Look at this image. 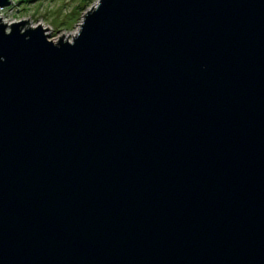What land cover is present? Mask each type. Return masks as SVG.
<instances>
[{
  "label": "water",
  "instance_id": "obj_1",
  "mask_svg": "<svg viewBox=\"0 0 264 264\" xmlns=\"http://www.w3.org/2000/svg\"><path fill=\"white\" fill-rule=\"evenodd\" d=\"M27 23L0 19V264H264V0Z\"/></svg>",
  "mask_w": 264,
  "mask_h": 264
},
{
  "label": "rangeland",
  "instance_id": "obj_2",
  "mask_svg": "<svg viewBox=\"0 0 264 264\" xmlns=\"http://www.w3.org/2000/svg\"><path fill=\"white\" fill-rule=\"evenodd\" d=\"M96 2L97 0L24 1L22 14L28 17V24L31 26L40 23L43 27H48L46 32L50 39L55 40L64 34L70 40L77 34L85 11Z\"/></svg>",
  "mask_w": 264,
  "mask_h": 264
},
{
  "label": "built area",
  "instance_id": "obj_3",
  "mask_svg": "<svg viewBox=\"0 0 264 264\" xmlns=\"http://www.w3.org/2000/svg\"><path fill=\"white\" fill-rule=\"evenodd\" d=\"M8 1H11V2H9L5 6H0L1 21L9 25L19 20H23V19L27 20L28 17L22 14V11H23L22 5L24 4V1L26 0H8ZM96 4L97 2L95 3V5ZM26 26H31V25L27 23Z\"/></svg>",
  "mask_w": 264,
  "mask_h": 264
},
{
  "label": "trees",
  "instance_id": "obj_4",
  "mask_svg": "<svg viewBox=\"0 0 264 264\" xmlns=\"http://www.w3.org/2000/svg\"><path fill=\"white\" fill-rule=\"evenodd\" d=\"M26 1H31V0H26Z\"/></svg>",
  "mask_w": 264,
  "mask_h": 264
},
{
  "label": "bare ground",
  "instance_id": "obj_5",
  "mask_svg": "<svg viewBox=\"0 0 264 264\" xmlns=\"http://www.w3.org/2000/svg\"><path fill=\"white\" fill-rule=\"evenodd\" d=\"M75 34V33H74Z\"/></svg>",
  "mask_w": 264,
  "mask_h": 264
}]
</instances>
